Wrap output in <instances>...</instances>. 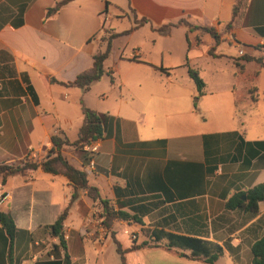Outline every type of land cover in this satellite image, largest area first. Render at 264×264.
<instances>
[{"label": "crops", "instance_id": "obj_1", "mask_svg": "<svg viewBox=\"0 0 264 264\" xmlns=\"http://www.w3.org/2000/svg\"><path fill=\"white\" fill-rule=\"evenodd\" d=\"M60 1L0 0V165L21 164L31 148L40 163L54 135L76 142L83 103L104 117L98 150L68 145L62 156L140 222L115 221L108 230L100 203L82 192L62 240L51 227L71 199L67 177L42 168L17 174L0 186V211L16 227L10 245L0 225V264H120L115 240L126 264H209L156 240L157 231L200 239L218 253L215 264H253L264 203L250 212L226 202L264 183V96L256 62L241 56L264 57V0H248L231 31L236 0H70L47 17ZM116 18L129 28L112 30ZM181 20L213 28L219 42ZM108 32L117 36L103 78L87 92L66 85L93 67ZM188 68L206 85L196 102Z\"/></svg>", "mask_w": 264, "mask_h": 264}, {"label": "trees", "instance_id": "obj_2", "mask_svg": "<svg viewBox=\"0 0 264 264\" xmlns=\"http://www.w3.org/2000/svg\"><path fill=\"white\" fill-rule=\"evenodd\" d=\"M70 0H62L56 5L47 11V17H51L54 14L58 13L62 6L68 3ZM248 0H236L232 20L226 27V31H231L239 20L242 18L244 10L246 8ZM147 20L142 19L137 21V25H142L146 23ZM177 25H182L192 32L195 30H201L203 33L210 34L216 42H219V34L209 27H198L190 24L186 20H181ZM133 29L125 31L123 34H129ZM117 35H110L107 39L108 46L104 52H99L94 56V64L90 70L84 71L77 76V78L70 83H67L68 86L79 87L85 92L89 91L92 84L100 81L103 76L106 74L104 69V63L109 58L111 54V42L112 39ZM243 59L250 61H255L259 65L264 67V60L256 57H247L243 56ZM188 73L194 83L196 84L198 94L195 97V102L205 94V82L200 77L197 70L188 68ZM113 81V78H112ZM82 111L84 114V122L80 128L79 139L70 143L67 139H63L57 135L52 137V149L49 152L47 158L43 159L40 163L38 162H26L25 160L21 164H12V165H0V186H5L10 177L17 174H28L32 171L42 168L45 172L51 174H64L71 185L73 186V192L71 195L70 202L65 208L63 213L60 215L56 223L51 227L54 235L60 236L62 240L64 237L62 235L63 223L66 219L68 212L73 205V203L80 197L82 192H86L87 196L90 197L94 202H99L101 205L100 219L102 225L111 230L115 221H127V222H140L139 219L135 216H132L124 211L115 210L109 200L104 199L97 187L89 183L87 174L81 170L71 165L66 161L62 156V149L64 146L73 145L77 148L83 149L85 145L90 144L98 139H101L104 134V117L98 112L86 107L82 103ZM85 152V151H84ZM86 153V152H85ZM90 159L88 153L86 160ZM4 195V194H3ZM246 196V200H243L242 197ZM264 203V183L255 186L254 188L246 191L245 193L235 195L226 202V207L230 210L236 208H243L250 212H257L259 203ZM0 225L3 231L6 232L9 237L10 245H12L16 227L12 217L9 214H6L0 211ZM113 234V233H112ZM114 236V234H113ZM156 240L161 238H167L169 240V246L173 247H184L192 250L193 257H198L200 255L205 256L204 261L209 264H215L218 259V253L210 254L206 247L203 245V242L197 238L185 237L175 234L166 233L163 231H157L154 233ZM153 241L151 243L144 242L139 246H132L130 250L140 249L144 247H156L158 246L157 242ZM117 244V251L120 254L121 263L126 264L125 251L120 247V244L115 240ZM63 246L64 243H62ZM252 255H253V264H264V236L256 241L252 246Z\"/></svg>", "mask_w": 264, "mask_h": 264}, {"label": "rangeland", "instance_id": "obj_3", "mask_svg": "<svg viewBox=\"0 0 264 264\" xmlns=\"http://www.w3.org/2000/svg\"><path fill=\"white\" fill-rule=\"evenodd\" d=\"M126 28H129L128 20L119 19V18L114 19V22H113V25H112V30H116L117 29L116 31H118L120 29H126ZM109 37H110V33L106 35L105 39L107 40ZM181 38L180 37L177 38L178 47L181 44ZM208 38L211 39V36L208 35ZM182 41H183V39H182ZM244 55L245 54H241V56H244ZM257 58H260V59L264 60L263 56L257 57ZM256 64H257L256 70L258 71L257 74H259V75H256L257 77H256L255 81H256V85L259 88V91H260L259 93L263 97L264 96V67L259 65L258 63H256ZM253 68H251V70H254ZM123 241L126 242V239L124 238Z\"/></svg>", "mask_w": 264, "mask_h": 264}, {"label": "built area", "instance_id": "obj_4", "mask_svg": "<svg viewBox=\"0 0 264 264\" xmlns=\"http://www.w3.org/2000/svg\"><path fill=\"white\" fill-rule=\"evenodd\" d=\"M85 150L87 152H89L90 154H94L95 152H97L98 150V145L94 142L87 144L84 146ZM36 158H38L37 153H35L32 148L30 149V154L27 156L26 158V162H32L34 161ZM90 163L93 164V159H90ZM5 196L0 192V205L1 203L4 201Z\"/></svg>", "mask_w": 264, "mask_h": 264}, {"label": "water", "instance_id": "obj_5", "mask_svg": "<svg viewBox=\"0 0 264 264\" xmlns=\"http://www.w3.org/2000/svg\"><path fill=\"white\" fill-rule=\"evenodd\" d=\"M242 199H243V200H246V196H243Z\"/></svg>", "mask_w": 264, "mask_h": 264}]
</instances>
